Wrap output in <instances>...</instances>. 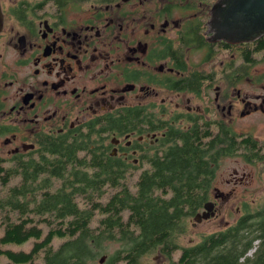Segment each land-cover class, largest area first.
<instances>
[{
	"label": "flooded vegetation",
	"instance_id": "af4514ba",
	"mask_svg": "<svg viewBox=\"0 0 264 264\" xmlns=\"http://www.w3.org/2000/svg\"><path fill=\"white\" fill-rule=\"evenodd\" d=\"M218 1L0 0V163L34 166L42 146L95 133L138 180L191 139L213 220L257 179L259 200L236 208L264 237V50L214 41Z\"/></svg>",
	"mask_w": 264,
	"mask_h": 264
},
{
	"label": "trees",
	"instance_id": "16d2710c",
	"mask_svg": "<svg viewBox=\"0 0 264 264\" xmlns=\"http://www.w3.org/2000/svg\"><path fill=\"white\" fill-rule=\"evenodd\" d=\"M262 50L264 37L248 53ZM91 136L42 146L34 166L0 163V264H97L105 254L104 264H143L154 254L169 264H264L251 212L243 227L180 244L210 199L206 148L191 139L170 146L132 183L106 140ZM112 245L119 249L109 253Z\"/></svg>",
	"mask_w": 264,
	"mask_h": 264
},
{
	"label": "water",
	"instance_id": "95a60500",
	"mask_svg": "<svg viewBox=\"0 0 264 264\" xmlns=\"http://www.w3.org/2000/svg\"><path fill=\"white\" fill-rule=\"evenodd\" d=\"M211 14L209 33L213 34L214 41L252 43L264 37V0H219ZM214 217V203L207 202L203 211L193 218V228ZM105 260L103 257L100 263L104 264Z\"/></svg>",
	"mask_w": 264,
	"mask_h": 264
},
{
	"label": "rangeland",
	"instance_id": "374dc122",
	"mask_svg": "<svg viewBox=\"0 0 264 264\" xmlns=\"http://www.w3.org/2000/svg\"><path fill=\"white\" fill-rule=\"evenodd\" d=\"M259 69H264V63H261L255 69H252L251 73H254L255 70L258 71ZM259 85L260 84L257 83L256 88L252 87L249 90L247 88V91L262 92ZM135 181H136V179H132V183H134ZM231 188H233V187H231ZM237 191H239L240 194L238 196L234 197L233 200L230 201V203L228 204V207L231 210L229 209V211L224 213V216H222L220 218V220H213V218H212L210 220H206V221L202 222V224L198 225L196 228H193V219H191L189 221V227L191 229L185 236H183L180 239V244L183 247H189V246L197 244L199 241L202 240L203 235L211 234L213 232L218 231L219 228L223 227V224L225 221H228L231 225H233L242 216L241 214L238 213L236 207L239 206L241 203L251 204L254 201H258L260 196H261V186H260V183L257 179L253 180L250 184H247V186L241 185V186L237 187ZM32 242L33 241H31L30 243L25 245V247H23V248L29 249L32 245ZM10 248L17 250L20 247L19 246H10ZM117 249H119L118 245H112L109 247V253H113ZM179 254L180 253H176L174 255V258L177 259L179 257ZM107 256H108V254H105L104 256L99 257L97 264L101 261V259L103 257H106V260H105V262H106ZM166 263L169 264V260L161 254H154L151 257L145 258L143 261V264H166Z\"/></svg>",
	"mask_w": 264,
	"mask_h": 264
},
{
	"label": "built area",
	"instance_id": "2783aa9c",
	"mask_svg": "<svg viewBox=\"0 0 264 264\" xmlns=\"http://www.w3.org/2000/svg\"><path fill=\"white\" fill-rule=\"evenodd\" d=\"M253 252H251L249 255H252Z\"/></svg>",
	"mask_w": 264,
	"mask_h": 264
}]
</instances>
